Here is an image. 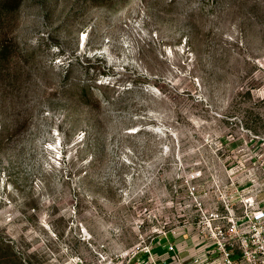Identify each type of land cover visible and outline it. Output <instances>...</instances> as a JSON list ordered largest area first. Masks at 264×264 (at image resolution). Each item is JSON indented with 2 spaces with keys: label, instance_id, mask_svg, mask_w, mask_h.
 <instances>
[{
  "label": "rangeland",
  "instance_id": "1",
  "mask_svg": "<svg viewBox=\"0 0 264 264\" xmlns=\"http://www.w3.org/2000/svg\"><path fill=\"white\" fill-rule=\"evenodd\" d=\"M252 188L264 0H0V264H131Z\"/></svg>",
  "mask_w": 264,
  "mask_h": 264
},
{
  "label": "built area",
  "instance_id": "2",
  "mask_svg": "<svg viewBox=\"0 0 264 264\" xmlns=\"http://www.w3.org/2000/svg\"><path fill=\"white\" fill-rule=\"evenodd\" d=\"M249 192L236 204L226 195L216 206L198 203L194 229L207 245L201 253L184 258L177 244L165 238L163 253L145 246L130 256L131 264H212L214 258L219 264H264V193ZM140 251L142 256L135 258Z\"/></svg>",
  "mask_w": 264,
  "mask_h": 264
},
{
  "label": "crops",
  "instance_id": "3",
  "mask_svg": "<svg viewBox=\"0 0 264 264\" xmlns=\"http://www.w3.org/2000/svg\"><path fill=\"white\" fill-rule=\"evenodd\" d=\"M171 241L177 244V247L179 248V250H181L182 257L184 258H189L190 256L197 254L198 252L203 251L207 248V245L203 242L200 243L199 245H196L194 243V239L189 237L185 233L177 236L173 234ZM160 248H162V246L161 247L159 246L158 249ZM212 264H219L218 259L214 258Z\"/></svg>",
  "mask_w": 264,
  "mask_h": 264
},
{
  "label": "trees",
  "instance_id": "4",
  "mask_svg": "<svg viewBox=\"0 0 264 264\" xmlns=\"http://www.w3.org/2000/svg\"><path fill=\"white\" fill-rule=\"evenodd\" d=\"M96 90H99L98 88H96ZM82 96H88V94H87V89H84L83 90V94H82ZM195 233V232H194ZM189 237H191V238H193L194 239V243L196 244V245H199L200 243H202V241L197 237V235H196V233L193 235V236H190L189 234H187ZM179 237V236H178ZM202 251H200V252H198V253H201Z\"/></svg>",
  "mask_w": 264,
  "mask_h": 264
}]
</instances>
